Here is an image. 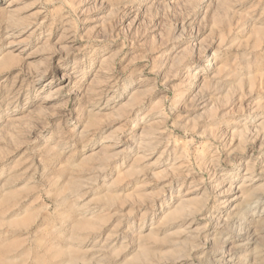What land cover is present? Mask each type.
Masks as SVG:
<instances>
[{"label": "rangeland", "instance_id": "1", "mask_svg": "<svg viewBox=\"0 0 264 264\" xmlns=\"http://www.w3.org/2000/svg\"><path fill=\"white\" fill-rule=\"evenodd\" d=\"M0 264H264V0H0Z\"/></svg>", "mask_w": 264, "mask_h": 264}, {"label": "bare ground", "instance_id": "2", "mask_svg": "<svg viewBox=\"0 0 264 264\" xmlns=\"http://www.w3.org/2000/svg\"><path fill=\"white\" fill-rule=\"evenodd\" d=\"M205 65H206V64H205ZM203 67H204V66H203ZM256 197H257V196H256ZM258 197H259V196H258ZM255 200H257V201H256L257 203L260 201V199H258V198H257V199H255ZM253 203H254V202H253Z\"/></svg>", "mask_w": 264, "mask_h": 264}]
</instances>
